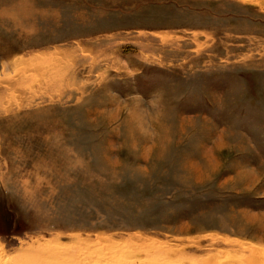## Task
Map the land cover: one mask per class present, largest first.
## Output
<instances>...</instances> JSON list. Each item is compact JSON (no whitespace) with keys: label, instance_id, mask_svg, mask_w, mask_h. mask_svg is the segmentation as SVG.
I'll use <instances>...</instances> for the list:
<instances>
[{"label":"rangeland","instance_id":"1","mask_svg":"<svg viewBox=\"0 0 264 264\" xmlns=\"http://www.w3.org/2000/svg\"><path fill=\"white\" fill-rule=\"evenodd\" d=\"M253 248L264 0H0V264Z\"/></svg>","mask_w":264,"mask_h":264},{"label":"bare ground","instance_id":"2","mask_svg":"<svg viewBox=\"0 0 264 264\" xmlns=\"http://www.w3.org/2000/svg\"><path fill=\"white\" fill-rule=\"evenodd\" d=\"M263 251H261L260 249L257 248H253L250 257L248 258V261L250 262V264H258L259 262H261V257H262V253ZM63 254H67V253H63ZM215 258L211 257L208 260H204L203 264H214L213 262H215Z\"/></svg>","mask_w":264,"mask_h":264},{"label":"snow or ice","instance_id":"3","mask_svg":"<svg viewBox=\"0 0 264 264\" xmlns=\"http://www.w3.org/2000/svg\"><path fill=\"white\" fill-rule=\"evenodd\" d=\"M219 102H220V103H223V99L221 98V99L219 100Z\"/></svg>","mask_w":264,"mask_h":264}]
</instances>
